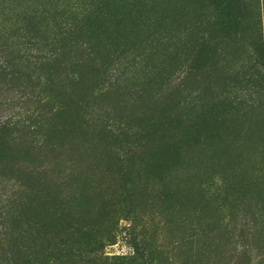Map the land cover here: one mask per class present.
<instances>
[{
	"label": "rangeland",
	"instance_id": "1",
	"mask_svg": "<svg viewBox=\"0 0 264 264\" xmlns=\"http://www.w3.org/2000/svg\"><path fill=\"white\" fill-rule=\"evenodd\" d=\"M75 1L0 0V43L12 35L52 47L74 23L64 52L72 49L65 45L92 46L74 67L81 76L48 86L61 110L39 112L32 136L0 131V159L7 164L0 166V263L264 261V75L244 85L251 94L244 104L222 109L210 102L166 127L170 75L190 63L191 45L212 30L215 6L90 0L94 6L76 16L69 10ZM231 15L221 64L247 63L257 43L264 58V0H249L248 9ZM109 75L115 86L94 99ZM237 80L220 96L244 84ZM9 97L0 96L2 115L20 111L18 99ZM52 143L57 147L50 150ZM14 164L32 166L25 186L9 172ZM16 247L25 252L19 261L9 259L19 255Z\"/></svg>",
	"mask_w": 264,
	"mask_h": 264
},
{
	"label": "trees",
	"instance_id": "2",
	"mask_svg": "<svg viewBox=\"0 0 264 264\" xmlns=\"http://www.w3.org/2000/svg\"><path fill=\"white\" fill-rule=\"evenodd\" d=\"M200 1L210 2L215 6L217 22H214L212 30H208L195 45H191L193 49L192 52H189L190 63L178 65L170 75L165 96L168 113L166 127H175V124L182 123L191 112L210 102L222 109L244 104L245 100H248L251 95L245 91L247 87L244 85L248 86L254 78L264 75V58L260 52L258 54L260 47L262 48V43H257L253 48L254 55L247 63L231 68L219 61V49L226 40L229 31L228 24L232 19H235L231 14L237 13L244 6L248 9L249 0ZM93 6L94 2H90V0H83L81 3L76 0L75 6L72 5L69 10L74 9L73 15L78 16V14L88 8L90 10V7ZM61 10L62 12H71L68 8H62ZM76 16H73V18L75 19ZM73 24L66 27L64 31L68 30V32L65 36L62 37L59 34L56 43H49L51 46L53 45L52 47L35 45L31 40L13 39L12 35L5 36L3 43H0L2 48H0V96L2 98L8 96H10L9 98H17L21 105L19 106L20 111L16 114H0V131L15 130L21 136H32V119L38 117L35 119L34 126L39 127V112L46 111L52 115L62 109L63 104L57 99V95L48 91V86L62 87L67 76H81L79 70H75L74 67L79 65V62H85L88 56L92 54V46L82 47L81 44L74 46V48L72 44L65 45L66 47H72V49L64 52V46H61V44L64 39H71L70 34H73ZM2 37H4V34L0 36V39ZM59 44L60 46H58ZM76 50H83V53L80 52L78 57L75 55ZM39 68H45L42 75L39 76L37 72L32 74V69L36 71ZM65 69H69L71 74L68 75ZM233 80H237L234 83L242 82L244 84L234 92L231 93L230 91L226 97L220 96L222 88L229 85ZM115 83V77L109 75L106 84L102 85L104 87L98 88L95 93L93 91V94L96 95L94 99H97L98 96L101 97L104 93L105 96L113 89ZM36 110V116L33 117V112ZM134 134H137V132ZM136 136L134 135L133 138ZM39 140L40 145L43 144V147L48 144H45L48 139L43 135H39ZM56 147L57 144L55 143L49 145L50 150ZM4 165L7 164L0 159V166ZM21 167L18 164L9 165V172L13 173L18 186H25L32 177V166ZM2 249L0 247V250ZM16 249L19 248L16 247ZM20 250H18L19 255L15 254L16 257L12 255L9 259L19 261V256H22L24 252L23 249ZM25 250L29 251L30 249ZM75 250H81V248ZM158 255L159 257L162 256L161 253ZM28 259L29 257L24 261L26 262ZM236 264L255 263L253 258L244 257ZM256 264H264V261Z\"/></svg>",
	"mask_w": 264,
	"mask_h": 264
}]
</instances>
